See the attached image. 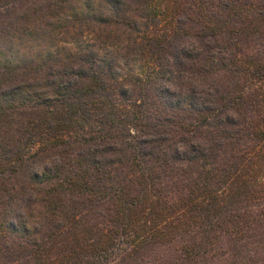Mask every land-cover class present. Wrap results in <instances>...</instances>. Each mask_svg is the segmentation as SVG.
<instances>
[{
  "label": "trees",
  "instance_id": "1",
  "mask_svg": "<svg viewBox=\"0 0 264 264\" xmlns=\"http://www.w3.org/2000/svg\"><path fill=\"white\" fill-rule=\"evenodd\" d=\"M0 264H264V0H0Z\"/></svg>",
  "mask_w": 264,
  "mask_h": 264
}]
</instances>
